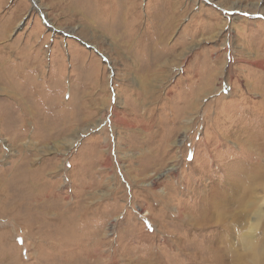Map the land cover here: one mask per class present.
<instances>
[{
  "label": "rangeland",
  "instance_id": "rangeland-1",
  "mask_svg": "<svg viewBox=\"0 0 264 264\" xmlns=\"http://www.w3.org/2000/svg\"><path fill=\"white\" fill-rule=\"evenodd\" d=\"M215 252L264 264V0H0V264Z\"/></svg>",
  "mask_w": 264,
  "mask_h": 264
},
{
  "label": "bare ground",
  "instance_id": "bare-ground-1",
  "mask_svg": "<svg viewBox=\"0 0 264 264\" xmlns=\"http://www.w3.org/2000/svg\"><path fill=\"white\" fill-rule=\"evenodd\" d=\"M149 64H150V62H149ZM148 64V66H147V68H151V67H153L152 66V64H150L149 65ZM143 65V64H142ZM145 68V67H144ZM149 71V70H148ZM147 95V94H146ZM151 95V93H149V96ZM153 97V96H152ZM153 99V98H152ZM191 104H193V102L191 101ZM183 113V112H182ZM186 115H188V113H186ZM250 168V169H249ZM254 168L255 167H252V165H251V167L249 166L248 167V171H250V172H254ZM206 198V197H205ZM209 199V198H208ZM206 201V200H205ZM205 203V202H204ZM207 203H208V201H207ZM205 206V205H204ZM204 206H202L201 207V209H199V212H196V214H199L198 215V217H197V219L198 220H200V223H198V224H206L207 222H205V215H206V212H205V209L206 208H203ZM195 214V215H196ZM181 218H184V216H180ZM196 217V216H195ZM187 218H191V217H187ZM194 218V217H193ZM194 220V219H193ZM192 221V220H191ZM195 222V221H194ZM197 222V221H196ZM209 222V221H208ZM237 223V222H236ZM233 225V224H232ZM199 226V225H198ZM252 226V225H251ZM250 227V226H249ZM255 229V228H254ZM254 229H253V231H254ZM251 230V229H250ZM250 230H247V231H245L244 232V234H243V240L244 241H246L247 243H251V237L253 236V231L250 233L249 231ZM233 232V231H232ZM225 235V234H224ZM241 236V235H240ZM242 238V237H241ZM253 239V238H252ZM216 253V252H215ZM215 255H219V257H215V261L218 263V264H225L226 263V256L224 257V255H220V253L219 252H217ZM234 257H236V255L234 256ZM233 257V258H234ZM232 258V257H231ZM233 260V259H232ZM255 262H254V264H260L261 263V259H260V257H259V255H256L255 256ZM230 262V261H229ZM229 262H228V264H229ZM227 264V263H226Z\"/></svg>",
  "mask_w": 264,
  "mask_h": 264
}]
</instances>
